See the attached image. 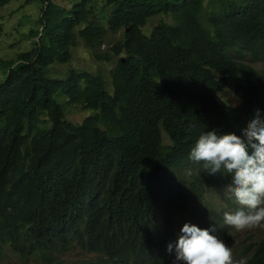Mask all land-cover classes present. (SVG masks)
Wrapping results in <instances>:
<instances>
[{
    "label": "trees",
    "instance_id": "16d2710c",
    "mask_svg": "<svg viewBox=\"0 0 264 264\" xmlns=\"http://www.w3.org/2000/svg\"><path fill=\"white\" fill-rule=\"evenodd\" d=\"M42 4L30 50L0 62V255L64 264L79 248L107 264L167 262L182 213L207 230L239 207L206 198L232 177L209 175L188 154L203 132L240 137L264 110V73L251 61L264 60V0ZM78 41L98 61L116 58L109 82L71 68L49 76ZM231 86L235 107L221 97ZM67 104L89 114L73 123ZM242 264H264V237Z\"/></svg>",
    "mask_w": 264,
    "mask_h": 264
},
{
    "label": "clouds",
    "instance_id": "9594fccd",
    "mask_svg": "<svg viewBox=\"0 0 264 264\" xmlns=\"http://www.w3.org/2000/svg\"><path fill=\"white\" fill-rule=\"evenodd\" d=\"M188 158L202 163L213 177H232L225 185L226 197L239 207L223 216L220 227L241 230L264 221V110L254 111L240 137L217 130L203 132ZM219 231L215 222L207 230L185 222L166 251L174 256L173 264H232L231 250Z\"/></svg>",
    "mask_w": 264,
    "mask_h": 264
},
{
    "label": "rangeland",
    "instance_id": "374dc122",
    "mask_svg": "<svg viewBox=\"0 0 264 264\" xmlns=\"http://www.w3.org/2000/svg\"><path fill=\"white\" fill-rule=\"evenodd\" d=\"M77 0H50V3L56 7L69 8ZM99 7L104 4V0H95ZM44 4L42 0H10L7 4L0 7V62L10 61L14 59L16 55L22 51L30 50L33 45V41L37 40L41 33L43 25L40 22L41 11ZM163 16H155L148 20L147 24L143 28V31L148 34L152 27ZM39 32L34 35V33ZM122 36V30L114 35H109L106 39V44L102 46L101 51H107L109 46L115 40L120 39ZM116 58H112L111 62H102L94 58V56L85 48L81 41H78V45L72 49V61L67 65H56L50 69L49 76L51 77H63L67 69H75L78 71H88L92 73H102L109 82L108 71L112 68ZM252 61V64L264 73V60ZM4 68L0 63V80L4 78ZM111 92V85L107 87ZM221 97L230 105H237L239 98L233 93L232 86L227 88L221 93ZM57 100L64 107V99L57 97ZM66 118L73 122L79 123L83 118L89 114L80 105L67 104L65 105ZM226 190L219 192L208 191L206 198L215 203L217 206L227 205L225 202ZM185 222H191L195 224L192 215L185 211L179 217L176 234L179 232L180 227ZM218 235L223 242L230 248L232 253V264H242L244 253L246 249L262 237H264V221H261L251 227H246L241 230L234 228L220 227ZM174 256L167 253L166 261L162 264H173ZM64 264H107L100 256L88 253L79 248L69 250L63 257ZM0 264H44L39 259L25 260L21 256L15 254L11 250L4 251L0 255ZM51 264V263H46Z\"/></svg>",
    "mask_w": 264,
    "mask_h": 264
}]
</instances>
